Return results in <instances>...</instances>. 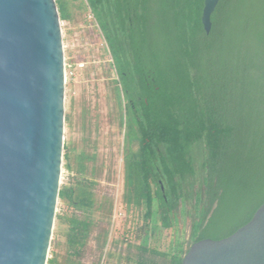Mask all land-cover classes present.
Instances as JSON below:
<instances>
[{
  "label": "trees",
  "instance_id": "trees-1",
  "mask_svg": "<svg viewBox=\"0 0 264 264\" xmlns=\"http://www.w3.org/2000/svg\"><path fill=\"white\" fill-rule=\"evenodd\" d=\"M55 1L60 20H69V0ZM81 1L124 99L125 200L144 207L140 229L155 214L169 228L179 210L194 208L190 244L230 235L264 203V0H219L209 32L204 0ZM58 197L93 204L73 187ZM63 220L68 242L82 244L90 221ZM136 249L134 264H180L187 250L146 241Z\"/></svg>",
  "mask_w": 264,
  "mask_h": 264
},
{
  "label": "water",
  "instance_id": "water-1",
  "mask_svg": "<svg viewBox=\"0 0 264 264\" xmlns=\"http://www.w3.org/2000/svg\"><path fill=\"white\" fill-rule=\"evenodd\" d=\"M219 0H204L201 23ZM64 54L55 0H0V264H46L60 188ZM180 264H264V203Z\"/></svg>",
  "mask_w": 264,
  "mask_h": 264
},
{
  "label": "rangeland",
  "instance_id": "rangeland-1",
  "mask_svg": "<svg viewBox=\"0 0 264 264\" xmlns=\"http://www.w3.org/2000/svg\"><path fill=\"white\" fill-rule=\"evenodd\" d=\"M69 5L71 18L60 20L63 154L69 155L62 157L60 187H73L75 195L89 192L93 204L76 207L58 197L46 264H134L136 246L144 241L169 253L188 249L194 208L179 210L169 228L155 214L142 232L144 207L125 200L124 99L117 96L111 57L92 13L81 0H69ZM65 216L90 221L82 244L68 242Z\"/></svg>",
  "mask_w": 264,
  "mask_h": 264
},
{
  "label": "built area",
  "instance_id": "built-area-1",
  "mask_svg": "<svg viewBox=\"0 0 264 264\" xmlns=\"http://www.w3.org/2000/svg\"><path fill=\"white\" fill-rule=\"evenodd\" d=\"M64 68H65V64H64Z\"/></svg>",
  "mask_w": 264,
  "mask_h": 264
}]
</instances>
